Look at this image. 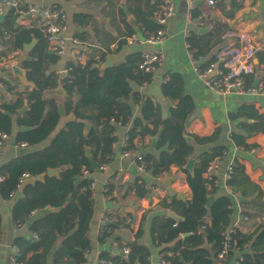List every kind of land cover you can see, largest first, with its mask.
<instances>
[{
    "label": "trees",
    "instance_id": "16d2710c",
    "mask_svg": "<svg viewBox=\"0 0 264 264\" xmlns=\"http://www.w3.org/2000/svg\"><path fill=\"white\" fill-rule=\"evenodd\" d=\"M132 1L135 5H128V9L136 17L142 31L157 32L161 25L156 22L155 16L161 11L164 0ZM120 11L130 29L128 36H131L135 31L126 20V11L122 8ZM199 13L195 7L192 17H197ZM16 18L17 14L11 10L2 23L3 32L11 34L14 47L18 49H24L26 43L36 39L30 51L31 59L24 60L22 64L27 69V79L34 85L30 89L18 90L17 86L5 81L8 93L13 98L0 105V131L12 134L13 116L16 115L19 128L21 125L30 127L26 131L19 129L16 141L32 146L49 138L59 124L61 114L58 101L45 96L47 90L60 85L58 74L51 70L59 56L48 50V42L40 30L15 27ZM221 25V22H215L214 29L220 31ZM210 35L213 36V32ZM221 41L218 38L216 43ZM188 45L195 59L213 46L208 38L204 39L195 33L188 37ZM141 60L140 53H132L123 62L106 68L95 66L93 60L85 64L69 62V76L61 86L66 93L65 109L74 115V119L67 122L47 146L0 165V173L4 175V180L0 181V195L5 200L13 196L12 192L17 190L18 180L24 172L31 173L34 178L25 183L22 196L12 207L14 222L22 225L29 221L30 229L39 234V239L21 236L14 239L18 249L15 253L18 264H83L86 261L90 250L89 227L94 214V195L91 190L94 180L84 174L86 170L93 172L86 147L92 148L99 166L108 163L118 139L119 126H128L130 146L135 145L136 138L145 135L156 138L159 157L151 154L142 157L153 175H160L173 164L183 167L187 174L191 199L165 198L161 203L165 209L180 215L182 221L176 222L163 215L153 217L150 226L153 242L158 246L165 245L161 253L174 252V256L168 258L172 264H216L222 249L223 233L232 227V196L225 194L215 197L208 207V198L215 193V187L210 188L203 173L213 159L224 153V147L216 146L213 152L201 154L193 173L184 168L194 152V146L186 138V124L194 110V101L184 92L182 76L176 72L168 74L162 82V92L166 97L178 99V102L170 106L167 117L162 116L161 108L150 94H142L131 86V82L144 85L153 81V73L140 68ZM210 64L208 61L201 67ZM252 82L253 78L248 76V83L253 85ZM131 101L141 105L140 115H134ZM25 103H28V109L19 115L18 110ZM242 117L255 119L252 123L239 122L243 130L264 132V115L258 113L254 106L242 105L230 113L231 120ZM87 123H90L88 128ZM150 123L153 127L149 126ZM219 132L218 129L211 136L196 137V141L201 144L212 142L217 139ZM231 136L236 144L249 147L243 134L233 132ZM48 168H57L59 173L46 174L43 180L36 179L38 174L46 173ZM239 175L242 179L236 181ZM77 178L80 180L77 181ZM229 184L234 190L237 187L244 196L247 194L244 188L255 189L240 165H235ZM137 192L144 196L146 188L139 185ZM46 206L55 210L42 214L41 210ZM33 212L37 215L31 217ZM113 217L118 220H112ZM206 217L209 221H205ZM145 219L144 215L136 239L123 244L130 248L128 258L123 253L111 255L103 252L98 264H151L150 248L141 242ZM123 225L126 224L118 215H109L101 241L112 237ZM232 234L238 248L230 251L227 263L238 260L239 264H264V223L247 233L235 227ZM102 259L110 260L111 263H104Z\"/></svg>",
    "mask_w": 264,
    "mask_h": 264
},
{
    "label": "crops",
    "instance_id": "0c3cea01",
    "mask_svg": "<svg viewBox=\"0 0 264 264\" xmlns=\"http://www.w3.org/2000/svg\"><path fill=\"white\" fill-rule=\"evenodd\" d=\"M24 3H34L45 6H60L66 14L68 20L67 36L68 50L63 56H59L57 63L51 66L59 78L62 71H68L69 62L77 60L72 56L70 50L75 46L72 38H78L83 42L80 45L83 51L82 64L88 60H93L95 66H102L110 56L112 65L123 62L132 53H142L145 51L160 50L164 53L162 64L153 73V81L161 83L168 74L179 73L183 78L184 92L192 97L194 110L189 117L186 126V136L194 146V152L190 157L195 158V166L199 162V157L205 152H213L216 146L224 147V153L216 158L220 159V186L215 188L214 198L227 193L223 174L229 163L242 166L244 173L250 179L252 187L244 188L246 196L236 187V198L232 197L231 221L242 232H252L260 224L255 217L264 220V132H248L239 126V122H255V119L242 117L231 120L230 113L237 111L242 105L254 106L258 113L264 115V91L257 93H229L219 95L211 91L205 82L198 76L194 67L195 64L202 65L208 61L214 62L216 50L225 42L235 41L229 34L236 30L246 31L253 35L258 48L253 58L254 73L252 84L258 88L264 86V0H216L215 5H210L206 0H195L196 8L199 10L197 17L189 18L187 15V0H170L175 7L174 15L169 18L166 24L168 38L160 43L151 44L144 41L145 34L137 23L134 14L129 11L128 5H135L132 0H21ZM129 2V3H128ZM121 8L126 11V20L135 31L136 38L129 40V26L123 20ZM11 10H5L0 14V54H17L16 64L22 66L27 60L30 52L14 47L13 37L8 32H3L2 23L5 21ZM15 13V12H14ZM16 14V13H15ZM130 16H133L130 18ZM134 20V21H132ZM221 22L220 31L214 29L215 22ZM15 27L21 26L17 15ZM186 30L190 34L195 33L199 37L209 39L212 48L193 62L188 45ZM213 32V36L210 33ZM221 38L220 43L216 40ZM110 65V66H112ZM109 67V66H108ZM101 68V67H100ZM5 81L17 86L18 90L32 88L33 85L26 84L11 73L0 74V84L6 88ZM60 85L55 89H49L45 96L55 98L64 107L57 129L43 142L36 145L21 146L16 141V134L19 130L17 116H13V132L4 148L0 159V165L18 157L22 154L39 150L47 146L52 137L69 121L74 119V115L67 113L65 109L66 93ZM133 90L140 93L150 94L155 103L161 108L162 116L169 115L170 106H175L178 99L166 97L160 99L149 92V84H137L131 82ZM7 90V88H6ZM164 94V93H163ZM13 98L9 93L0 92V105ZM28 104V103H25ZM141 113V105L134 104V115ZM90 123L86 124V128ZM150 127L153 125L150 123ZM127 126L118 127V139L114 143V155L109 161L106 170H93L88 173L95 182L94 194V214L89 227L90 250L87 253L86 261L83 264H98L100 255L103 252L111 255L121 254V246L125 242H132L136 239V234L143 222V235L141 242L148 246L151 251V264H158L161 250L165 245L158 246L153 242L150 231L152 218L155 216H168V210L161 203L165 198H178L179 194H185L184 200L192 197L190 186L187 182V174L183 167L176 164L170 166L157 178L151 172L141 171L130 158L122 157V139L127 130ZM219 129L217 139L209 143H198L196 137L211 136ZM243 134L246 137V144L238 145L232 138V133ZM138 143L137 152L143 157L154 155L159 157V149L156 147V138L145 135L136 138ZM34 178L28 180L31 181ZM242 176H237L236 181H240ZM139 185L146 188V194L141 196L137 192ZM211 188V187H210ZM22 196V188L10 199L5 200L0 195V213L2 215V236L0 238V264H10V257L17 252L14 239L18 236L33 238L30 231L29 221L22 225H15L12 218V207ZM180 199V198H178ZM183 200V199H181ZM127 206L133 211L122 214L121 207ZM249 215L250 220L246 221L243 215ZM32 214L31 217L36 216ZM118 215L126 225L117 229L115 234L101 241L99 237V227L105 216ZM169 217V216H168ZM205 221H209L206 217ZM30 255V254H29Z\"/></svg>",
    "mask_w": 264,
    "mask_h": 264
},
{
    "label": "built area",
    "instance_id": "2783aa9c",
    "mask_svg": "<svg viewBox=\"0 0 264 264\" xmlns=\"http://www.w3.org/2000/svg\"><path fill=\"white\" fill-rule=\"evenodd\" d=\"M210 5H215L216 0H206ZM196 7L195 0H187V15L189 18L192 16V10ZM13 10L20 19V24L23 27L30 29H38L45 36L48 42V50L58 56H63L68 50L67 36L68 30V20L65 10L60 6H45L37 5L34 3H24L21 0H0V14L5 10ZM175 13L174 4L170 0H164L162 4L161 11L156 14L155 20L161 25V28L157 32L144 31L145 38L144 41L156 44L165 41L168 38V33L166 30V24ZM190 34L189 30H186V35ZM234 38L233 42H225L220 46L215 52V60L209 66L202 68L200 65L195 64V71L198 76L205 82L207 87L219 95H226L229 93H257L259 91H264L263 88H258L254 85L248 83V76L254 73V63L253 58L259 47L256 43L252 34L236 30L229 34ZM135 33L129 37L130 41L135 40ZM74 47L70 50L72 56L77 60L76 62L81 63L83 58V49L80 45L83 44L80 39L72 38ZM264 48V45H262ZM190 55L194 63L196 59L194 58L192 52ZM141 63L140 68L145 72L154 73L160 64L164 60V53L160 50L157 51H145L141 53ZM18 57L16 53L11 54H0V72L4 70H11L12 66L16 64ZM128 127V126H127ZM128 129V128H127ZM10 138V134L5 131H0V159L3 155L4 148ZM122 157L130 158L132 164H134L139 170L149 172L142 156L137 152L138 143L135 142L134 146H130L129 137L127 130L122 139ZM21 146H26L27 143L21 142ZM114 155V145L113 154ZM108 163H102L99 169L106 170L108 168ZM221 163L219 158L213 159L206 167L203 176L207 180L209 186L219 187L220 177L218 175ZM234 163H229L223 174L224 187L229 195L236 198V191L229 184V181L233 178L234 174ZM88 170L84 171L87 176ZM157 178L161 176L157 175ZM33 175L29 172H24L17 185V190L22 188L28 180L32 179ZM4 180V175L0 173V181ZM15 190L12 192L14 196L17 192ZM92 194H95V182L91 183ZM33 212L32 214H34ZM244 220L249 221L251 218L249 215H243ZM259 223L264 222L262 218L258 216L255 217ZM112 220H118L117 217L111 218ZM109 220V216H105L102 224L99 227V237H102L103 231L105 230V224ZM15 225H20L16 224ZM237 226L232 225V227L223 233L222 249L218 253L216 264H239L240 261L234 260L233 262L227 263V258L231 250L237 249V241L233 237L232 230ZM33 238L39 239V234L30 229ZM18 250V249H17ZM123 255L128 258L130 253V248L128 246L121 247ZM174 256V252L165 251L160 254V260L158 264H172L169 257ZM104 263H111L110 260L102 259ZM10 264H18L16 259V254H12L10 257Z\"/></svg>",
    "mask_w": 264,
    "mask_h": 264
},
{
    "label": "water",
    "instance_id": "95a60500",
    "mask_svg": "<svg viewBox=\"0 0 264 264\" xmlns=\"http://www.w3.org/2000/svg\"><path fill=\"white\" fill-rule=\"evenodd\" d=\"M1 17V16H0ZM133 16H130V18H132ZM134 21V20H132ZM36 43V39L34 38L31 42L29 43H26L24 45V50L26 52H30L31 49L34 47ZM31 59V56H28L27 57V60ZM112 65V60L110 59V56L108 57V59L106 60V62L104 64H102V66H100L101 68H106L108 66ZM26 72H27V69L23 66H20L18 64H14L10 70L9 73L15 75L16 77H18L20 80H22L24 83L26 84H31V85H34L33 82L29 81L27 79V76H26ZM69 76V73L68 71H62L60 73V78H61V82L64 81V79L66 77ZM9 82V81H8ZM13 85V84H12ZM0 92H4V93H8V90H6L5 87L2 86V84H0ZM149 92H151L152 94H154L155 96H157L158 98L160 99H164V94L161 90V83L160 82H157V81H152L150 84H149ZM131 106L134 107V103L131 101L130 102ZM28 109V104H24L19 110H18V114L19 115H23L24 112ZM59 113L60 114H63L64 113V107L62 104L59 105ZM186 126H188V123L186 124ZM21 131H26V130H29L30 127L29 126H26V125H21L20 128H19ZM187 140H190V137L186 136ZM86 155L87 157L89 158V162L91 164V167L93 170H98L99 169V163L98 161L95 159V157L93 156V152H92V148L90 146H87L86 147ZM195 158L193 157H190L188 159V161L186 162V164L184 165V168L189 170V172L193 173L194 171V166H195ZM59 173V169L57 168H48L46 173H41V174H38L36 176V179L38 180H43L45 175L46 174H57ZM80 178H77V181H79ZM186 195L185 194H179L178 195V198L180 199H186ZM214 199V196L213 195H210L209 198H208V204L207 206L209 207L211 202L213 201ZM55 210V208H52L50 206H46L45 208H43L41 210V213L42 214H46L50 211H53ZM130 211H133L132 208L130 207H127V206H123L121 207L120 209V212L122 214H126L127 212H130ZM168 216L173 218L176 222H180L182 221V217L180 215H178L177 213H175L173 210H168Z\"/></svg>",
    "mask_w": 264,
    "mask_h": 264
},
{
    "label": "rangeland",
    "instance_id": "374dc122",
    "mask_svg": "<svg viewBox=\"0 0 264 264\" xmlns=\"http://www.w3.org/2000/svg\"><path fill=\"white\" fill-rule=\"evenodd\" d=\"M7 72L9 73L10 70H4V71L0 72V74H1V73H7Z\"/></svg>",
    "mask_w": 264,
    "mask_h": 264
}]
</instances>
